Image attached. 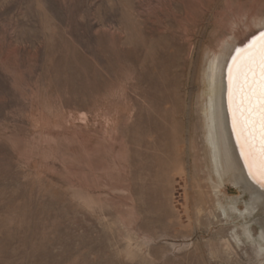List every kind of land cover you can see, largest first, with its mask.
<instances>
[{"label": "rangeland", "instance_id": "1", "mask_svg": "<svg viewBox=\"0 0 264 264\" xmlns=\"http://www.w3.org/2000/svg\"><path fill=\"white\" fill-rule=\"evenodd\" d=\"M260 21L264 0H0V264H264L207 123L210 63Z\"/></svg>", "mask_w": 264, "mask_h": 264}, {"label": "bare ground", "instance_id": "2", "mask_svg": "<svg viewBox=\"0 0 264 264\" xmlns=\"http://www.w3.org/2000/svg\"><path fill=\"white\" fill-rule=\"evenodd\" d=\"M260 23L261 21L257 26L260 30L258 32L249 28L251 34L247 36V39L240 34L230 40H224L219 52L215 54L210 63L209 83H207L210 87L207 123L209 133L213 132L210 145L217 173L220 177L228 174L236 186L248 191L250 196L248 208L259 209L264 214V184H262L264 182V159L261 157L259 137L251 140V147L242 148L243 140L234 130L233 125L234 112L237 118L242 119L241 112L247 107L243 77L240 78V88H237L235 84L236 65L241 62L237 58L243 50L259 41L264 34V22ZM164 58L165 61L166 57ZM230 77L234 81L231 86V99ZM260 234L261 240L264 241V221Z\"/></svg>", "mask_w": 264, "mask_h": 264}, {"label": "snow or ice", "instance_id": "3", "mask_svg": "<svg viewBox=\"0 0 264 264\" xmlns=\"http://www.w3.org/2000/svg\"><path fill=\"white\" fill-rule=\"evenodd\" d=\"M237 59L241 62L236 65L235 84L240 88V78L243 77L247 107L241 112L242 119L234 112V130L243 140L242 148L251 147V140L258 136L264 159V37L243 50ZM233 83L230 77V99Z\"/></svg>", "mask_w": 264, "mask_h": 264}]
</instances>
